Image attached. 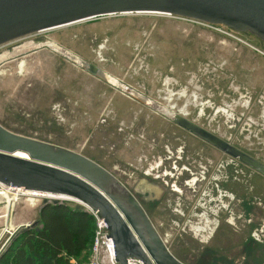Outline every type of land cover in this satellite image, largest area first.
Instances as JSON below:
<instances>
[{
    "label": "rangeland",
    "instance_id": "1",
    "mask_svg": "<svg viewBox=\"0 0 264 264\" xmlns=\"http://www.w3.org/2000/svg\"><path fill=\"white\" fill-rule=\"evenodd\" d=\"M263 47L225 26L151 13L32 34L0 45V125L112 173L182 263L264 264V175L164 115L184 118L264 166ZM56 50L96 66L152 105ZM0 190L10 198L0 194L1 253L38 220L47 198Z\"/></svg>",
    "mask_w": 264,
    "mask_h": 264
},
{
    "label": "water",
    "instance_id": "2",
    "mask_svg": "<svg viewBox=\"0 0 264 264\" xmlns=\"http://www.w3.org/2000/svg\"><path fill=\"white\" fill-rule=\"evenodd\" d=\"M133 13L165 14L221 25L237 33H248L264 43V0H0V45L97 17ZM33 49L24 48L9 58ZM56 52L120 92L152 105L96 66L66 51ZM164 115L264 175L262 164L236 148L178 115ZM0 186L49 195L51 198L42 205L73 201L86 212L97 213L106 224V237L113 242L117 264H127L128 259L142 264H184L168 251L129 189L105 168L77 152L14 134L0 125Z\"/></svg>",
    "mask_w": 264,
    "mask_h": 264
},
{
    "label": "trees",
    "instance_id": "3",
    "mask_svg": "<svg viewBox=\"0 0 264 264\" xmlns=\"http://www.w3.org/2000/svg\"><path fill=\"white\" fill-rule=\"evenodd\" d=\"M39 218L19 230L0 253V264H82L95 235V220L65 202L41 205Z\"/></svg>",
    "mask_w": 264,
    "mask_h": 264
},
{
    "label": "built area",
    "instance_id": "4",
    "mask_svg": "<svg viewBox=\"0 0 264 264\" xmlns=\"http://www.w3.org/2000/svg\"><path fill=\"white\" fill-rule=\"evenodd\" d=\"M191 21V20H190ZM196 22V21H194ZM200 23V22H197ZM204 24V23H200ZM208 25V24H204ZM95 220V235L92 250L87 262L83 264H117L115 262V254L113 242L110 238L107 239V227L104 221L98 217L97 213L91 212ZM127 264H142L140 261L128 259Z\"/></svg>",
    "mask_w": 264,
    "mask_h": 264
},
{
    "label": "bare ground",
    "instance_id": "5",
    "mask_svg": "<svg viewBox=\"0 0 264 264\" xmlns=\"http://www.w3.org/2000/svg\"><path fill=\"white\" fill-rule=\"evenodd\" d=\"M19 60V59H18ZM27 60V59H26ZM25 63V62H24ZM21 64V63H20ZM19 65V64H18ZM16 66H17V64H16ZM5 67V66H4ZM8 67V66H7ZM18 68V67H17ZM21 68H22V66H21ZM23 68H24V66H23ZM20 71V70H19ZM29 72V71H28ZM8 74V73H7ZM19 75V74H18ZM20 76H22V75H20ZM109 76V75H108ZM22 82V81H21ZM22 156H24V155H22ZM25 158V157H24ZM0 188L1 189H5V190H7V191H9V190H13V189H11V188H5V187H1L0 186ZM17 193H21V194H29V195H33V196H37V197H42V198H51L49 195H46V194H40V193H30V192H26V191H23V190H21V189H14ZM0 194H2L7 200H9L10 201V198L9 197H7V193H5V191L4 190H0Z\"/></svg>",
    "mask_w": 264,
    "mask_h": 264
},
{
    "label": "flooded vegetation",
    "instance_id": "6",
    "mask_svg": "<svg viewBox=\"0 0 264 264\" xmlns=\"http://www.w3.org/2000/svg\"><path fill=\"white\" fill-rule=\"evenodd\" d=\"M128 189V188H127ZM130 191V190H129ZM140 195H142V193L140 194ZM140 199H141V197H140Z\"/></svg>",
    "mask_w": 264,
    "mask_h": 264
},
{
    "label": "crops",
    "instance_id": "7",
    "mask_svg": "<svg viewBox=\"0 0 264 264\" xmlns=\"http://www.w3.org/2000/svg\"><path fill=\"white\" fill-rule=\"evenodd\" d=\"M174 256V255H173ZM175 257V256H174ZM177 258V257H176Z\"/></svg>",
    "mask_w": 264,
    "mask_h": 264
}]
</instances>
